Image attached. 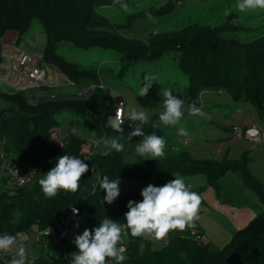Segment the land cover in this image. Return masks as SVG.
I'll use <instances>...</instances> for the list:
<instances>
[{
	"label": "trees",
	"instance_id": "1",
	"mask_svg": "<svg viewBox=\"0 0 264 264\" xmlns=\"http://www.w3.org/2000/svg\"><path fill=\"white\" fill-rule=\"evenodd\" d=\"M181 1L165 0L153 13L155 16L170 14ZM110 3H114L113 0H0V62L3 61L1 38L5 32L15 29L21 35L29 20L37 18L46 35L43 61L57 67L71 81L97 79L94 70L83 69L56 53L60 41L83 49H113L132 62L153 61L162 53L175 50L177 66L188 78L184 87L187 104L198 99L202 90L223 89L233 102L250 104L264 123V33L241 41L222 35L239 29L235 23L227 21L210 26L191 22L179 29L150 33L147 37H129L121 34L96 10L99 5ZM0 97L5 103L0 106L2 150L12 163L33 172L27 184H15L0 191V235L16 234L32 225L39 230L51 226L56 220L62 221L70 207L77 208L80 216L79 226L71 232L70 239L86 228L99 226L105 216L124 225L127 203L129 200L140 202L141 190L120 191L111 205L101 203L105 192L99 188V183L104 175L109 179L143 180L171 173L203 174L206 183L219 195L220 178L227 171H239L246 186L264 202V181L251 170L248 151H242L237 157L223 156L213 160L194 157L190 151L182 149L157 160H126L124 152L114 149L85 155L76 137L62 145L53 142L51 131L58 125L54 112L59 108L88 109V124L97 134H115L106 120L115 101L98 82L85 103L66 99L31 103L22 89L1 93ZM157 114L150 117L155 119ZM152 131L145 125L147 134ZM155 131L163 135L161 127ZM141 140L142 137H133L128 142ZM64 154L78 156L90 170L82 176L76 193L65 194L61 190L60 195L48 199L39 180L55 166L56 158ZM93 184L97 185L95 195L91 194ZM52 233L55 234L56 229ZM171 235L166 243L155 249L151 238H133L127 234L129 257L135 264H264V211L236 230L222 247H215L210 241L199 243L192 236ZM76 250L74 243L70 249L68 247L67 255L61 250L48 253V257L40 254L32 264H70L69 255Z\"/></svg>",
	"mask_w": 264,
	"mask_h": 264
},
{
	"label": "rangeland",
	"instance_id": "2",
	"mask_svg": "<svg viewBox=\"0 0 264 264\" xmlns=\"http://www.w3.org/2000/svg\"><path fill=\"white\" fill-rule=\"evenodd\" d=\"M113 2L114 3L99 5L96 10L106 16L111 25L116 27L121 34L129 37H147L150 33L179 29L191 22H198L210 26H219L227 21L235 23L239 26V29L227 31L222 35L224 38H234L241 41L250 40L264 33V9L248 10L243 13L239 12L236 8L239 0H183L176 5L175 9L170 14L162 16H155L153 11L160 4L165 2V0H121L122 3L128 4L127 11L122 10L120 4L115 3V0H113ZM42 30L43 28L37 18L30 19L26 30L23 32L25 33L22 39L23 45L25 46L23 48L32 49L36 46L42 47L40 45L41 42L39 43L35 40L32 42L36 33ZM43 48H35L34 51L41 52V56L43 57ZM56 49L58 55L72 60L82 67H88L89 70H97V72H95V77H97L96 81L94 78H83L78 82L65 79L61 82L59 73L52 72L51 64H48L46 67L48 78H52L55 84L48 88H57L58 91L56 93L60 95H70L77 94L79 91L81 92L79 95H71L77 96L78 98L71 99L75 97H68L70 98L68 100L85 103L90 91L95 83L98 82L104 87L107 86V91L115 100L118 97H124L126 103L125 110L129 105H135L137 108L140 106L141 108L148 109L149 116L163 109V91L166 89H170L174 95H177L185 101L184 87L188 84V78L177 66L176 56L178 53L175 50L166 51L153 61L132 62L126 60L121 53L113 49L99 47L83 49L75 47L68 41L58 42ZM146 74H155L158 77V81L157 83H153L147 96L140 97L138 96L139 89L143 86L142 82ZM0 87H3L6 91H11L12 89V91H15L16 89L2 82H0ZM29 88L34 87L23 88L25 91L24 95L28 100H33L31 99V94L34 90H30ZM36 90L40 91V89ZM208 90L209 91L206 90L200 95L203 111L205 113L204 116L189 115L186 110L188 104L185 101L184 116L180 123L176 126L161 125V130L163 132L162 136L166 140L164 157L172 155L182 149L190 151L192 155L193 153H196L195 155H201L202 151L200 145L203 144L202 140H207V147L214 149L218 141L225 139L227 134L222 130V127L225 123H234L235 121L232 101L226 90ZM84 97L85 99H81ZM47 101H51V99ZM3 103L4 101L0 97V105H3ZM69 120H74L78 125L81 123V121H78V118ZM129 123L131 122L127 121L122 126L125 134L132 131V128L129 127ZM234 126L239 127L240 125L237 123L230 125V131H233ZM180 127H184L188 131L187 136L179 135ZM79 134L83 139H90V136L84 132H79ZM115 135L119 134L115 133L107 137H113ZM104 138H106V136ZM122 142L124 143V150L121 152H124L126 160L145 158L135 153V148L138 143H132L126 140ZM247 145V143L241 141L242 148L247 147ZM102 147H106L105 151L111 150L110 146L103 145V142L98 149L103 151ZM199 158L217 160L221 157L202 156ZM171 174H166L160 178H163L161 180H167L172 178L171 176H180L178 173ZM157 178L156 176H150L143 180L119 178V188L120 191H125L141 190L149 184L162 186L160 183L154 181ZM202 179L204 180V187L202 190L191 188L192 191L201 194L203 198L202 202L206 205L205 207V205L201 203L199 219L195 222V229H186L183 232L179 230L170 231L169 235L179 234L185 237L192 236L197 238L199 243H205L207 237L200 231V229H202L207 233L209 239H212L210 243L213 246L222 247L231 239L236 230L245 227L256 214L264 211V202L260 200L259 196L254 191L246 186L239 171H227L220 178L219 198H216L215 191L206 184V179L203 174L187 175V177H185L186 183L187 181L194 180L200 183ZM3 189L4 187L0 185V191ZM239 213L242 215H239ZM19 233L24 235V232ZM201 234L204 235L201 236ZM146 237L153 238L151 236ZM74 238L75 236L67 241L66 246L71 248L74 244ZM123 239L126 245V238L124 236ZM155 244L154 248L158 249L160 244ZM58 249V247L48 249L46 245H43V248H32L34 255L42 254L45 257H48V253H56ZM127 251L126 249L125 255L128 259H126L123 264H135L129 257Z\"/></svg>",
	"mask_w": 264,
	"mask_h": 264
},
{
	"label": "clouds",
	"instance_id": "3",
	"mask_svg": "<svg viewBox=\"0 0 264 264\" xmlns=\"http://www.w3.org/2000/svg\"><path fill=\"white\" fill-rule=\"evenodd\" d=\"M115 3L120 4L122 10H128L127 3H122L121 0H115ZM236 8L242 13L264 9V0H239ZM157 81L158 77L155 74H146L138 96H147L153 83ZM162 103L163 109L158 112L155 119L149 116L148 109L129 105L125 110V105L121 103L116 109L115 116H108L106 119L107 126L119 135L106 136L103 144L110 146L116 152H121L124 150L123 140L131 141L133 137H142L135 148L136 155L145 157V160L164 157L166 140L163 136L157 135L155 130L160 129L161 125H178L184 116L185 101L174 95L170 89H166L163 91ZM186 110L191 116L205 115L202 100L199 98L189 103ZM125 121H130L129 127L132 128L127 134L122 127ZM145 125L153 129L150 134L145 132ZM236 131L239 133V129ZM248 134L254 137L257 132L255 129H250ZM179 135L187 136L188 131L180 127ZM89 170V165L78 156L60 155L56 158L55 166L44 173L39 184L48 199L60 195L61 190L65 194H74L80 189L82 176ZM174 177L162 186L149 184L144 187L140 193L142 196L140 202L129 200L128 211L124 214L126 222L124 225L105 216L99 226L86 228L82 234L76 235L73 242L77 251L69 255L70 264H113V262L123 264L128 259L125 255L124 235L130 234L133 238L151 236L161 240L170 231L183 232L186 229H195L202 197L191 190V185L187 184L183 177ZM119 184L118 177L114 179H109L107 175L102 177L99 188L105 192V196L101 203L106 202L111 205L119 197ZM96 188L97 185L93 184L91 194L95 195ZM71 211L73 215L79 212L74 207ZM0 253L11 256L8 264H32L24 237L19 232L0 235Z\"/></svg>",
	"mask_w": 264,
	"mask_h": 264
},
{
	"label": "crops",
	"instance_id": "4",
	"mask_svg": "<svg viewBox=\"0 0 264 264\" xmlns=\"http://www.w3.org/2000/svg\"><path fill=\"white\" fill-rule=\"evenodd\" d=\"M24 34L25 33L20 35L17 30L9 29L8 31L5 32V34L1 38L3 61L0 62V82L13 87L14 89L16 88L15 91H17V89L19 90L20 88H17L15 86H13L12 84L5 82L2 79V75L6 72L7 68L11 64L12 58L14 57L17 50L25 47L23 45V41H22ZM34 40L38 41L39 43L41 42L40 45L42 47L36 46L30 50H34L35 48L42 49L44 47L45 42H46V35L43 32V30L38 31L36 33L35 38L32 39V42H34ZM23 49H25V48H23ZM35 52H37V51H35ZM37 54L41 55V52H37ZM42 60H43V57H42ZM69 61H72V60H69ZM44 64L46 67L48 66L47 63L44 62ZM78 66L83 68V69H88V67H82L79 64H78ZM51 69H52V72L59 73L61 82L64 81V79L69 80L66 76H64L57 69V67L53 66L52 64H51ZM92 70L97 72L96 69H92ZM96 79H97V77H96ZM50 80H52L53 83L49 86L29 88L30 90L31 89L34 90L33 93L31 94V99H33V100H29V102H31V103L44 102V101H40V100L47 101L48 99H51V100H65L66 99V100H68V99H70L68 97H75V98H71V99H76V98H78L77 96H71V95L81 94V92L79 91L77 94L60 95L59 93H56L58 91L57 88H48V87H52L55 85L54 80L52 78ZM104 88L107 91V86H105ZM36 89H40V91H37ZM12 90L6 91L5 89H3V87H0V94L1 93H11V92H13ZM22 90L24 91V89H22ZM206 90L209 91L208 89H206ZM206 90H202L200 92V95H201V93H203ZM47 92H49V93H47ZM107 93L109 94L108 91H107ZM200 95H199V98H200ZM118 98H121V97H118ZM81 99H85V97L81 98ZM116 100L114 99V101H115L114 105L116 103ZM125 104L126 103L124 100V105ZM232 104H233V110H234L233 116L235 119L234 123H237L238 125H240L239 127H243L245 124H248V123H256L259 126H264V123L262 122V120H260L258 118L255 110L250 106V104L246 103L245 101H240V102H236V103L232 101ZM3 105H4V103H3ZM0 106H2V105H0ZM88 112H89L88 109H82V108H79L77 111H74V110L69 109V108L57 109L54 112V117L57 120L58 125L55 126L51 131V140L53 142L59 144V145H62V144H66L71 138L76 137L81 141V151L85 155H92L94 152H101V153L107 152V151H105L106 147H102L103 151H100L98 149V147L102 145V142L105 139L104 138L105 136L97 134L90 127V125L88 124V121H87ZM72 118H78L79 119L78 121L79 122L81 121V123H79L80 125H78V123H76L74 120H69ZM73 122H75V123H73ZM126 122L127 121H125V123ZM234 123H225L224 124V126L222 127V130L227 135L225 136V139L220 140L216 143V147H214V149L207 147L208 146L207 140H202L203 144L200 145V148L202 151L201 155H195L196 153L195 154L193 153V156L194 155H195L194 157H196V156H198V157L213 156L215 158H220V157L222 158L223 156L237 157V156H239V154L242 151H248L249 156H250V164L249 165H250L251 170L261 180L264 181V141L247 140V139L235 136L234 133L232 132V130L230 131V129H229V126L234 124ZM79 132L86 133L87 135L90 136V139H83L81 137V135L79 134ZM241 141L247 143L248 144L247 147L242 148L241 147ZM84 142H86V143H84ZM239 142H240V144H239ZM0 159L1 160L9 159L11 161L10 157L2 150V143L1 142H0ZM163 176H165V175L158 176V178L155 179L154 181L156 183L158 182L161 185H164L165 183H167V182H169L175 178L174 176H171L172 178H170V179L161 180L163 178H160V177H163ZM175 176H177V175H175ZM188 176H192V175H188ZM179 177H183L185 180V177H187V176L180 175ZM187 184H190L191 188H198V189L202 190V188L204 187V185H203L204 180L202 179L200 181V183L197 180L187 181ZM0 185L3 186L4 189H9L13 185H15L12 182L10 176H8V174L4 170H2L1 167H0ZM208 186L211 187L210 185H208ZM211 188L213 189V187H211ZM219 196H220V193H219V195H216V198H219ZM202 200H203V198H202ZM202 204L205 205V203H203V202H202ZM205 207H206V205H205ZM240 213H242V212H240ZM240 213H239V215H242ZM74 231H75L74 228L73 229L68 228V229L63 230V231L61 230V232H59L56 236H52L50 239L47 240L49 243H51V246L48 245V247H47L46 240H44V238H42L39 235V233H38L39 229H37L36 225H32L28 229L20 231V232H24L23 237H24L25 245L29 250V253H30L29 259L32 262V260L37 256V254L34 255L32 248L33 249H38L41 247L43 248V245H46V247L48 249L49 248L53 249V248L58 247L59 248L58 250H61V248L63 246H65V247H67V250H68V246H66V244H67L66 242L70 240V234H71V232H74ZM200 231L205 234V236L207 237V241L212 240V239L211 240L209 239V236L207 235V233L204 230L200 229ZM124 237L126 238V235H124ZM143 238H147V237L143 236ZM151 239L153 241V247H154V245H156L155 243H159L160 246L162 245V243L160 241H156L153 238H151ZM1 261H3L2 264H8L6 262V260H1Z\"/></svg>",
	"mask_w": 264,
	"mask_h": 264
},
{
	"label": "built area",
	"instance_id": "5",
	"mask_svg": "<svg viewBox=\"0 0 264 264\" xmlns=\"http://www.w3.org/2000/svg\"><path fill=\"white\" fill-rule=\"evenodd\" d=\"M2 79L12 84L13 86L23 89L25 87H42L49 86L53 82L48 78V72L46 66L42 60L41 55L37 54L34 50L30 49H19L12 58V62L7 68L6 72L2 75ZM101 87V84H99ZM124 104V98H119L115 105L113 106L109 116H115L116 109L120 107V104ZM239 129V133H237ZM255 129L257 132L256 136H250L249 130ZM235 136L241 137L247 140L254 141H264V126H259L256 123H250L243 127L234 126L233 131ZM0 167L4 170L8 176H10L12 182L16 185L27 184L32 177L33 172L29 169H25L18 164L12 163L9 159H0ZM70 207L65 213L64 219L62 221L56 220L51 226L44 227L39 230V235L44 238L48 245L51 246L47 240L52 236H56L61 230H66L68 228H75L80 221L79 212L77 215H73ZM56 229V233H52V230ZM23 235V234H22ZM169 233L167 236L160 241L161 243H166L168 240ZM61 251L67 255V247L63 246ZM11 259L10 255L0 253V264L3 263L1 260H6L8 263ZM114 264V263H113Z\"/></svg>",
	"mask_w": 264,
	"mask_h": 264
}]
</instances>
